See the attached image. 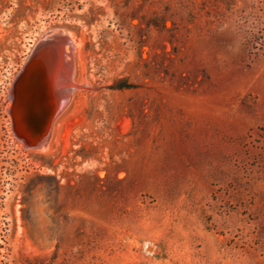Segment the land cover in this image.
Returning <instances> with one entry per match:
<instances>
[{"label": "rangeland", "instance_id": "rangeland-1", "mask_svg": "<svg viewBox=\"0 0 264 264\" xmlns=\"http://www.w3.org/2000/svg\"><path fill=\"white\" fill-rule=\"evenodd\" d=\"M60 30L81 87L26 147ZM0 264H264V0H0Z\"/></svg>", "mask_w": 264, "mask_h": 264}, {"label": "water", "instance_id": "water-1", "mask_svg": "<svg viewBox=\"0 0 264 264\" xmlns=\"http://www.w3.org/2000/svg\"><path fill=\"white\" fill-rule=\"evenodd\" d=\"M72 41L63 30L48 34L35 45L14 79L9 114L15 135L26 147L45 142L54 118L69 100L68 89L60 83L72 78Z\"/></svg>", "mask_w": 264, "mask_h": 264}, {"label": "bare ground", "instance_id": "bare-ground-1", "mask_svg": "<svg viewBox=\"0 0 264 264\" xmlns=\"http://www.w3.org/2000/svg\"><path fill=\"white\" fill-rule=\"evenodd\" d=\"M70 35V34H69ZM73 46H74V48H75V44H74V42H73ZM74 80V79H73ZM73 80H72V78H65V80H62L61 81V86L64 88V89H68V91H69V95H68V97L69 96H71L74 92H76V89H79L81 86H79V85H77V84H75L74 82H73ZM86 86V85H85ZM84 88V87H83ZM78 91V90H77ZM70 98V97H69ZM65 106H67V105H65ZM53 124V123H52ZM52 128V127H51Z\"/></svg>", "mask_w": 264, "mask_h": 264}]
</instances>
